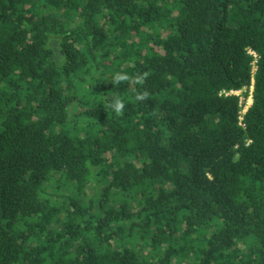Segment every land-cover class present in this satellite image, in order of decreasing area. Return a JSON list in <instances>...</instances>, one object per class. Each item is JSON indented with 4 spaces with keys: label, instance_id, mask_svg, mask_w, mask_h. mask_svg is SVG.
<instances>
[{
    "label": "trees",
    "instance_id": "16d2710c",
    "mask_svg": "<svg viewBox=\"0 0 264 264\" xmlns=\"http://www.w3.org/2000/svg\"><path fill=\"white\" fill-rule=\"evenodd\" d=\"M0 264H264V0H0Z\"/></svg>",
    "mask_w": 264,
    "mask_h": 264
},
{
    "label": "clouds",
    "instance_id": "9594fccd",
    "mask_svg": "<svg viewBox=\"0 0 264 264\" xmlns=\"http://www.w3.org/2000/svg\"><path fill=\"white\" fill-rule=\"evenodd\" d=\"M249 52H253V51L250 50ZM253 57H254V55H253ZM256 61H257V58L254 57V64H255ZM255 69H256V67H254V70H253L254 72H255ZM148 75H149V73L145 72V73H142V74L138 73L134 77H129L128 75H125V74L116 73L114 75V77H113L112 82H113V84H119L121 82L131 81V82H133L135 84L143 85L145 83ZM247 90H248V93L249 94H248L247 97H244V93ZM242 92H243L244 100H243V97L241 95ZM229 94L238 96L239 99H240V102H239V107H240L239 116H240V121H241L242 120V117L246 114V112L249 110V108L251 107V105L253 103V82H252V85L250 87H248V88L245 87V88H243L241 90H237V91H231ZM148 96H149V93H148L147 90H145L142 93H139L136 96V99L139 100V101H142V100L147 99ZM249 101H251V105H249V103H250ZM109 107L117 115H123L124 108H125V104H124L123 100H121L119 97H114L113 102L111 104H109ZM243 112H244V114H243Z\"/></svg>",
    "mask_w": 264,
    "mask_h": 264
},
{
    "label": "rangeland",
    "instance_id": "374dc122",
    "mask_svg": "<svg viewBox=\"0 0 264 264\" xmlns=\"http://www.w3.org/2000/svg\"><path fill=\"white\" fill-rule=\"evenodd\" d=\"M241 95H242V97H243V92H242V94H241ZM241 95H240V96H241ZM243 100H244V97H243ZM249 102H250V103H249ZM249 102H248V103H249V105H251V101H249ZM243 114H244V112H243Z\"/></svg>",
    "mask_w": 264,
    "mask_h": 264
},
{
    "label": "built area",
    "instance_id": "2783aa9c",
    "mask_svg": "<svg viewBox=\"0 0 264 264\" xmlns=\"http://www.w3.org/2000/svg\"><path fill=\"white\" fill-rule=\"evenodd\" d=\"M251 54H253L254 55V57H256L257 58V55L254 53V52H250Z\"/></svg>",
    "mask_w": 264,
    "mask_h": 264
}]
</instances>
